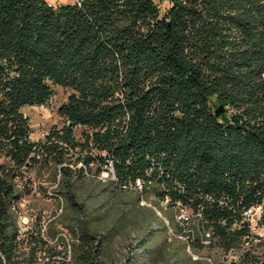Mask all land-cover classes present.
Returning a JSON list of instances; mask_svg holds the SVG:
<instances>
[{"label": "trees", "instance_id": "trees-1", "mask_svg": "<svg viewBox=\"0 0 264 264\" xmlns=\"http://www.w3.org/2000/svg\"><path fill=\"white\" fill-rule=\"evenodd\" d=\"M168 2L0 0V264H211L187 251L203 249L198 229L219 251L244 242L242 214L264 208V0ZM57 89L63 126L33 141L23 110ZM110 163L115 180L90 178ZM35 166L54 176L72 240L53 224L54 245L41 227L22 233L17 180ZM178 203L193 211L187 229ZM131 230L116 260L112 240ZM254 252L237 264H264Z\"/></svg>", "mask_w": 264, "mask_h": 264}, {"label": "rangeland", "instance_id": "rangeland-1", "mask_svg": "<svg viewBox=\"0 0 264 264\" xmlns=\"http://www.w3.org/2000/svg\"><path fill=\"white\" fill-rule=\"evenodd\" d=\"M50 4L57 5L61 3H72L73 0H49ZM154 2L162 9L166 10L169 7L168 0H154ZM68 94L63 89H57L56 95L45 106H34L24 108V114L31 120V139L36 142H44L46 136L53 135L56 131L60 130L63 126L61 117L58 114L59 107L66 101ZM219 108V107H218ZM217 108V109H218ZM77 137L83 143L81 132ZM81 149V148H79ZM84 151V155L87 154ZM81 167V165H79ZM92 173H97V166L92 165ZM107 171L103 172L100 176L91 175V179L95 182L106 183L109 177L106 176ZM112 180L113 177H111ZM18 187L23 191V198L18 204L20 213V225L24 236L30 231L35 233V228H42L43 237L51 244L54 241L51 237L47 236L48 224H53L58 230L63 231L64 237H71V234L65 228L64 222L60 219L62 213V201L58 198L57 183L54 182V176L47 169H40L39 167H31L24 171L23 177L17 180ZM29 190V194L27 193ZM102 200L94 201L95 204H100ZM154 201V197L151 198ZM149 203V201H148ZM142 205V204H141ZM148 207V206H147ZM190 214V211L187 212ZM241 228V224H239ZM131 233V236H130ZM137 237V231L131 230L129 235L119 234L111 243V255L116 260H123L124 257L130 255L125 248L128 240ZM257 252L264 254V240L254 243ZM65 245L59 247L60 250L65 251ZM193 248V246H192ZM203 248V247H202ZM69 250V246H68ZM194 252V250H192ZM200 259H210L211 264H237L247 254V243L242 242L239 248H232L225 251H219L215 247H208L200 249V253L194 252ZM62 257L50 259L47 256H42L40 264H53L62 261ZM66 262L73 264L70 256Z\"/></svg>", "mask_w": 264, "mask_h": 264}, {"label": "built area", "instance_id": "built-area-1", "mask_svg": "<svg viewBox=\"0 0 264 264\" xmlns=\"http://www.w3.org/2000/svg\"><path fill=\"white\" fill-rule=\"evenodd\" d=\"M30 124H31V120H30ZM110 176L114 177V170H113L112 163H110L109 171H107V177L110 178ZM143 187L144 185L141 184V179L136 180L135 183L130 186V188H133L139 192H141V189ZM163 202L170 203V200L168 197H166V199L163 200ZM175 207L177 208V211L180 212V217L183 220H185V226L190 227L194 220L193 211L190 212V214H188L187 212H181L180 203H178ZM199 216L201 215L199 214ZM240 224H246L247 253L248 252L255 253L254 243L261 242L262 240H264V208L263 206L257 205V206L251 207L250 209L244 211V213L242 214V221ZM203 231L205 232V242L214 243L213 232L207 229H203Z\"/></svg>", "mask_w": 264, "mask_h": 264}, {"label": "bare ground", "instance_id": "bare-ground-1", "mask_svg": "<svg viewBox=\"0 0 264 264\" xmlns=\"http://www.w3.org/2000/svg\"><path fill=\"white\" fill-rule=\"evenodd\" d=\"M148 174V176H150L151 175V172H148L147 173ZM107 176V175H106ZM113 179L115 180V177H113ZM141 184L142 185H144V187L141 189V192H143V190H144V188L146 187L145 186V181L143 180V179H141ZM151 184V183H150ZM147 185L149 186V184L147 183ZM151 187V186H150ZM161 202V206H162V208H164V209H169V203H167V202H163V201H160ZM141 204L143 205V206H148V207H150V208H153L154 210H155V212L157 213V215L159 216V217H161L163 220H164V222H165V224L168 226V228H169V235L170 236H173V237H175V234H174V232L172 231V229L170 228V226H169V221L165 218V217H163V215H162V211H160V209H157L151 202H149L148 203V201H145L144 199H142L141 200ZM192 212V210H190V209H188V208H183L182 206H181V212ZM174 218H175V221L177 222V223H179L182 227H184L185 229H187V227H189V226H185V220H183L181 217H180V212H178L177 211V208L176 207H174ZM196 225V224H195ZM196 228V227H195ZM199 228V227H198ZM242 228H244V229H246V224H243L242 225ZM189 231V230H188ZM192 232V231H191ZM191 234V233H190ZM189 234V235H190ZM179 239H181V240H184V241H187L188 239H187V236H177ZM196 239V238H195ZM198 239H199V241L198 242H200V246L201 247H203V248H208V247H210V248H212V247H214V243H211V242H205V232L203 231V228H201V229H198ZM194 241V240H193ZM204 242V243H203ZM244 242L245 243H247V236L245 237V239H244ZM192 244L193 245H195L194 244V242H192L191 241V243H189L188 244V248H187V251H188V253L190 254V256L193 258V260H195V261H198L200 258L192 251L193 250V248H192ZM216 245H217V243H216ZM219 246V245H218ZM221 246V245H220ZM232 251H233V248H232ZM206 261H208V262H210L211 263V260L210 259H206Z\"/></svg>", "mask_w": 264, "mask_h": 264}, {"label": "water", "instance_id": "water-1", "mask_svg": "<svg viewBox=\"0 0 264 264\" xmlns=\"http://www.w3.org/2000/svg\"><path fill=\"white\" fill-rule=\"evenodd\" d=\"M224 111H225L224 107L220 106L218 109H216L215 115L219 117Z\"/></svg>", "mask_w": 264, "mask_h": 264}]
</instances>
